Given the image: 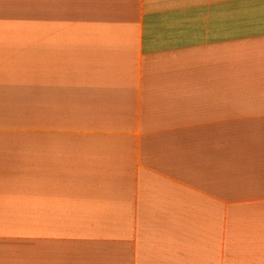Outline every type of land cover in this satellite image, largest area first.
<instances>
[{
    "label": "crops",
    "instance_id": "0c3cea01",
    "mask_svg": "<svg viewBox=\"0 0 264 264\" xmlns=\"http://www.w3.org/2000/svg\"><path fill=\"white\" fill-rule=\"evenodd\" d=\"M0 264H264V0H0Z\"/></svg>",
    "mask_w": 264,
    "mask_h": 264
}]
</instances>
